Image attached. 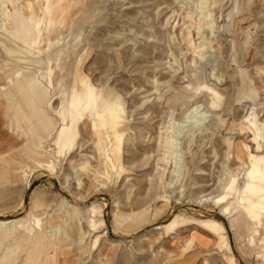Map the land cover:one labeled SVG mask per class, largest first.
I'll return each mask as SVG.
<instances>
[{
  "label": "rangeland",
  "instance_id": "1",
  "mask_svg": "<svg viewBox=\"0 0 264 264\" xmlns=\"http://www.w3.org/2000/svg\"><path fill=\"white\" fill-rule=\"evenodd\" d=\"M6 31L53 132L23 182L0 183V222L16 223L0 264H28L34 245L46 264H264V0H0V68ZM67 73L102 108L74 148L60 140Z\"/></svg>",
  "mask_w": 264,
  "mask_h": 264
},
{
  "label": "crops",
  "instance_id": "2",
  "mask_svg": "<svg viewBox=\"0 0 264 264\" xmlns=\"http://www.w3.org/2000/svg\"><path fill=\"white\" fill-rule=\"evenodd\" d=\"M10 35V33L6 35L8 44L6 50L10 60L0 68V162L2 163H0V183L3 184L23 182L22 173L26 162H28L31 149L45 141V138L53 132L47 129L45 109L40 108L36 102L29 100V75L25 77L28 70H24L11 59L12 54L15 53L10 52L11 47H15L19 40H14V37H10ZM13 63L16 65L12 66ZM8 141L21 142L19 151L5 150L6 146L10 144ZM12 169L20 173L16 179L8 176ZM19 178L21 181H17ZM12 188L7 189V193L15 199V195H12ZM36 193L38 192L36 191L31 197V207L38 206Z\"/></svg>",
  "mask_w": 264,
  "mask_h": 264
},
{
  "label": "bare ground",
  "instance_id": "3",
  "mask_svg": "<svg viewBox=\"0 0 264 264\" xmlns=\"http://www.w3.org/2000/svg\"><path fill=\"white\" fill-rule=\"evenodd\" d=\"M54 4V5H53ZM51 5V9L49 10V14H52L53 9H55L53 13L52 19L49 21V28L46 34L47 37L46 42L48 45L51 44L53 41V38L58 34L57 32H61V25H63V18L66 14L65 8L63 7V2L61 1H55ZM69 7V6H68ZM24 24V23H23ZM25 25V24H24ZM60 34V33H59ZM58 34V35H59ZM67 42V41H66ZM65 42V43H66ZM33 47H30L32 49ZM20 51L17 47H11L10 52ZM56 58V57H55ZM11 74V73H10ZM9 74V75H10ZM29 75L25 73V77ZM71 77V75H70ZM68 73L62 78L61 86H62V93L60 96L61 104H62V110L60 113V116L62 118V123L65 125L67 121H69L68 127L62 129L60 131V140L70 139L73 142L72 148H74L75 141L78 138L79 135V124L81 117L85 114H87L88 119L86 122L88 123L89 127L91 126L92 133L95 132V127L100 124L99 116L101 115L99 112H101L102 108L96 112V106H95V99L93 97V92L91 88L88 86V84L83 85L82 92L78 95L76 92V88H74V84H69L70 82L68 79L70 78ZM8 78V77H6ZM10 78V77H9ZM13 81V80H12ZM6 83V82H5ZM38 87H42L41 83L38 81L36 84ZM7 86V85H6ZM3 89V88H2ZM1 89V90H2ZM48 103V102H47ZM104 106L107 104V100L103 103ZM107 106V105H106ZM99 108V107H98ZM117 111V110H116ZM121 111V110H120ZM105 112V111H104ZM113 112V111H112ZM115 112V111H114ZM119 112V111H118ZM49 113V112H47ZM103 113V112H102ZM116 114V113H115ZM48 115V114H47ZM117 115V114H116ZM111 116V115H110ZM109 117V116H108ZM113 117V116H112ZM102 118V117H101ZM117 118V117H116ZM119 118V117H118ZM117 118V119H118ZM114 120V119H113ZM119 120V119H118ZM121 120V118H120ZM104 123V122H103ZM109 123V122H108ZM62 126V125H61ZM111 126V125H110ZM112 127V126H111ZM58 128V127H57ZM93 128V129H92ZM117 129V128H116ZM58 130V129H57ZM102 131V130H101ZM109 131V129L107 130ZM113 131V130H112ZM101 133V132H100ZM117 133V132H116ZM57 134V133H56ZM106 134V133H105ZM108 134V133H107ZM115 134V133H114ZM55 135V133H54ZM113 136V135H112ZM53 137V136H52ZM97 137V136H96ZM114 137V136H113ZM98 140V139H97ZM99 143V142H98ZM115 143V141H114ZM110 147V146H109ZM114 147V146H113ZM106 149V148H105ZM104 152V151H103ZM107 152V151H106ZM60 154V151H59ZM107 154V153H106ZM117 150L116 148L111 150V157L114 163L117 161ZM47 155L42 151V158L37 159L35 161V166H38L40 164L46 163L47 161ZM111 160V159H110ZM1 161V160H0ZM103 161V160H102ZM1 163V162H0ZM27 163V162H26ZM72 163V162H71ZM111 163V162H110ZM113 163V164H114ZM2 164V163H1ZM0 164V165H1ZM4 164V163H3ZM3 166V165H2ZM26 166V165H25ZM109 166V165H108ZM114 167V166H113ZM111 168V167H110ZM108 169V168H107ZM114 169V168H113ZM23 171V170H22ZM10 180V179H9ZM12 181V179H11ZM14 182V181H13ZM100 182V181H98ZM65 201H67L65 199ZM12 226H16L15 221H12L11 224H6L4 222H0V230L4 231L5 233L0 236L1 240H5L8 237L10 238L9 231ZM51 228L55 227V224L53 225L50 223ZM46 231V230H45ZM44 239V230L39 229V233L36 237V244L40 242L41 239ZM52 239V238H51ZM42 241V240H41ZM6 242V241H3ZM2 242V244H4ZM8 242H6L7 244ZM45 243V242H44ZM33 246V245H32ZM47 246V244H46ZM45 246V247H46ZM228 246V245H227ZM41 247V246H40ZM44 247V246H43ZM48 247V246H47ZM230 247V246H229ZM31 250L29 251V257L27 259L28 264H39L40 261L43 262V264H46L49 260L48 253L42 252V250H39L36 245H34ZM42 249V248H41ZM230 249V248H229ZM229 252V251H228ZM232 255V254H231ZM233 258V257H232ZM52 263V262H51Z\"/></svg>",
  "mask_w": 264,
  "mask_h": 264
}]
</instances>
